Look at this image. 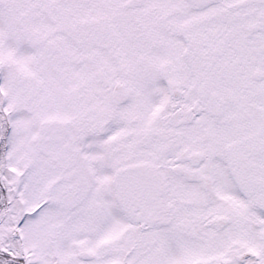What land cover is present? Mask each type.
Instances as JSON below:
<instances>
[{"label": "snow or ice", "instance_id": "6c2138e0", "mask_svg": "<svg viewBox=\"0 0 264 264\" xmlns=\"http://www.w3.org/2000/svg\"><path fill=\"white\" fill-rule=\"evenodd\" d=\"M0 264H264V0H0Z\"/></svg>", "mask_w": 264, "mask_h": 264}]
</instances>
